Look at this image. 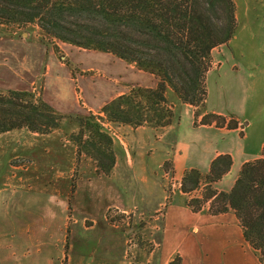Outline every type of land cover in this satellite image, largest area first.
<instances>
[{
  "label": "crops",
  "instance_id": "1",
  "mask_svg": "<svg viewBox=\"0 0 264 264\" xmlns=\"http://www.w3.org/2000/svg\"><path fill=\"white\" fill-rule=\"evenodd\" d=\"M232 1L235 32L220 45L222 63L211 53L213 65L206 80L217 72V94L210 101L207 93L206 110L234 117L236 128L194 124L193 107L168 91L166 98L174 113L170 124L158 129L110 126L121 137L119 141L112 137L115 162L107 177L96 173L87 157L81 155L75 163L74 148L62 142V131L11 130L30 136L26 135L32 142L25 147L21 141L19 146L36 148L37 155L16 166L11 178L0 180V264H168L176 255L180 264H262L244 239L233 210L212 215L206 203L194 212L180 189L164 194L159 175L168 160L179 187L185 170L196 168L205 173L216 156L229 154V171L213 183L216 190L228 192L244 162L264 159V0ZM54 44L61 57L36 32L0 34V85L21 91L39 87L37 97L57 113L69 115L83 111L80 96L86 101V110H100L107 100L134 85L155 84L152 74L132 69L134 66L111 55L113 63L149 75V80L124 79L128 85L111 87L92 81L84 88L81 69L74 70L77 64L68 60L74 47L65 42ZM87 90L108 98L91 101ZM76 167L70 196L68 173ZM27 171L33 172L30 178L25 177ZM111 206L124 211L137 208L151 216L146 233L153 244L151 250L138 248L130 256L129 230L110 222L105 210Z\"/></svg>",
  "mask_w": 264,
  "mask_h": 264
},
{
  "label": "trees",
  "instance_id": "2",
  "mask_svg": "<svg viewBox=\"0 0 264 264\" xmlns=\"http://www.w3.org/2000/svg\"><path fill=\"white\" fill-rule=\"evenodd\" d=\"M222 4L227 12L223 22L210 14L216 7L222 9ZM29 24L61 42L110 53L152 74L155 84L132 86L103 104L101 115H61L31 91H0V134L20 128L47 134L64 118H72L78 129L69 137L77 155L90 157L96 172L109 176L115 150L104 123L166 126L174 115L168 91L193 107L194 124L237 126L234 117L206 110L212 50L226 44L235 32L232 0H0V25L21 29ZM51 48L61 57L56 44ZM231 163L229 154H219L205 173L185 170L179 187L194 212L206 203L212 215L233 210L244 239L264 264V159L244 162L230 191L216 190L213 183L229 171ZM196 189L200 195L189 196ZM168 264H180V257Z\"/></svg>",
  "mask_w": 264,
  "mask_h": 264
},
{
  "label": "rangeland",
  "instance_id": "3",
  "mask_svg": "<svg viewBox=\"0 0 264 264\" xmlns=\"http://www.w3.org/2000/svg\"><path fill=\"white\" fill-rule=\"evenodd\" d=\"M226 13L227 12H226L225 8L223 7V4H222V9L219 7H216V8H214V10L210 11L211 15L217 16L220 20H222V22L224 21ZM27 32H36L40 36V39L41 40L43 39V43L46 47L51 48L52 43L61 42V41H59L53 37H50L49 35L44 33L38 26H36L34 24H29V25H27L21 29H17L13 26H4V25L0 26V34L5 33V34H9V35H16V36H20L22 34L23 36H25ZM71 45L72 44H70V46ZM72 47H74L75 50L71 54L68 53V58H69L68 60H70L74 64H77L78 67H76L74 70H77V72H80L79 70L81 69L80 74L82 75V77L80 79H82V80H81L80 84H82V86L84 88H87L88 86H90L92 84V81L96 84L97 83H104L105 85H110V87H111V85H113V84H118V85L119 84L120 85L127 84L126 83L127 81H125L124 79L132 80V81L141 80L142 82H143V80L144 81L149 80V78H148L149 75L141 76L142 74H139L138 72L129 69L128 67H126L125 65H123L120 62L113 63L111 61L112 60V58H111L112 54H110V53L100 52V51L93 50V49L80 48V47L75 46V45H72ZM219 49H221L220 46L214 48L212 50V52L214 53V55H216L218 57V59L222 63V49H221V52L218 53ZM66 51L68 52V50H66ZM112 56H114V55H112ZM123 63L126 64V62H123ZM132 66H134V65H132ZM221 67H222V65H221ZM135 68L136 67L134 66V68H132V69H135ZM220 69H222V68H220ZM221 72H222V70H221ZM99 73H101V74H99ZM216 74H217V72H215V71L212 72V74H210L206 80L207 93L209 95L210 101H213L215 99V95L217 94V91H216L217 85L215 83ZM119 75H120V77H111V76H119ZM121 81H125V82L120 83ZM110 83H112V84H110ZM8 89H10V88H6V87L0 85V91H6ZM23 91H26V90H23ZM87 91H88V98L91 101L95 100V101L101 102L100 100L102 99L104 102L108 98V95H107V97H106V95L98 97V95H96V94L91 95L89 90H87ZM31 92H33L34 95L36 94L35 96L37 97V95L40 92V88L38 87ZM109 93L112 94L110 91H109ZM111 99H109V100H111ZM109 100H107L106 102H108ZM79 102H80V105L83 106L84 108H83V111L81 113H75V114H87L90 112V113H95V114L101 115L100 110H97V109H94V110L91 109L89 111L86 110V108H88V106L85 104L86 101L82 98V96L79 97ZM69 115H73V114H69ZM112 125H118V124H112L109 122L104 123V126L108 129L111 136L114 137L115 140L119 141L121 135L118 131L115 132V130L112 127H110ZM146 126H148V125H146ZM72 128L74 130H71ZM155 128L158 129L159 127H155ZM20 129H23V128H20ZM25 129L26 128H24V130ZM56 129L58 131L63 132L62 133V142L66 146H69V147L72 146L74 148L75 163H77L80 160L81 155L83 157H87L89 159V161H93L90 157L85 156L83 153L79 154V156L77 155L76 146L74 145V143L72 142V140L69 137L70 133H72L78 129L77 123L72 118H64L61 121L60 126ZM26 130H28V129H26ZM26 135L24 132L20 133L18 135L14 131L13 132L9 131V132H5V133L0 134V180L3 181L5 179L8 180L9 178H11V176L15 175V173H16V170H15L16 166L24 165V164L32 161L33 155H37L36 150H35L36 148L27 149V148H21V146H19V142H21V141L25 142L24 146L27 145L28 143L32 142V140L30 138H28L30 136L27 135L28 136L27 137ZM93 163H94V161H93ZM94 166H95V164H94ZM21 173L22 172L20 171L19 175ZM27 173H25V177L30 178L32 176L33 172L27 171ZM68 174H70V182H69L70 186H69L68 194H70V196H71L73 194L72 191L74 190V184H75V182H73V181L75 180V178L78 174L77 167L74 169L72 168V170H69ZM111 174H112V172H111ZM159 175H160V180L162 183V189H163V192L166 196L172 195L174 192H177V190L180 189V187H178V179L173 177L172 165L168 160L165 161L163 163V165L161 166V169L159 171ZM200 193H201V190L196 189V190L192 191L189 196H192V195L199 196ZM105 213H106V216L110 220L111 223H114L116 225H120L122 227L125 226L126 228H132V230L128 232V236H127V238H128V240H127L128 251H130L129 252L130 256H132V255L134 256L133 251L138 249V248L144 249L146 251H149L153 248V244L149 241L147 234H146L148 231L147 230L148 229L147 228L148 227V221L151 219L150 215H145V214L141 213L140 211H138L137 208H132L130 210L124 211V210L118 209L117 207H113V206L106 208Z\"/></svg>",
  "mask_w": 264,
  "mask_h": 264
},
{
  "label": "water",
  "instance_id": "4",
  "mask_svg": "<svg viewBox=\"0 0 264 264\" xmlns=\"http://www.w3.org/2000/svg\"><path fill=\"white\" fill-rule=\"evenodd\" d=\"M128 230H129V231H131V230H132V228H128Z\"/></svg>",
  "mask_w": 264,
  "mask_h": 264
}]
</instances>
